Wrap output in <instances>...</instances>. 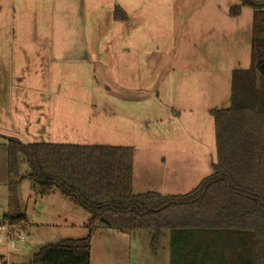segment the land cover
<instances>
[{
    "label": "rangeland",
    "instance_id": "rangeland-1",
    "mask_svg": "<svg viewBox=\"0 0 264 264\" xmlns=\"http://www.w3.org/2000/svg\"><path fill=\"white\" fill-rule=\"evenodd\" d=\"M112 1L117 0L104 4ZM118 1L134 10L130 22L138 44L125 58L130 63L119 57L123 46L106 43L113 36L105 9L94 15L97 24L88 36L105 39L93 48L100 55L85 63L75 47L66 62H54L51 48L39 41L52 34L49 17H37L27 2L25 12L0 4V223H6L4 213H24L31 224H16L25 239L16 248L2 242L0 264H29L45 245L85 238L89 218L58 192L40 198L29 181L18 180L28 170L22 156L18 173L9 174L7 138L130 147L135 195H186L212 174L209 112L229 107L231 72L249 67L252 10L240 0H129V6ZM236 6L239 13L231 16ZM72 28L81 27L74 22L69 33H77ZM169 236L163 233L153 254L148 232L97 225L90 263L170 264ZM187 241L201 253L214 244L212 255L221 257V264L244 257L230 255L224 237L210 243L195 233Z\"/></svg>",
    "mask_w": 264,
    "mask_h": 264
},
{
    "label": "trees",
    "instance_id": "trees-1",
    "mask_svg": "<svg viewBox=\"0 0 264 264\" xmlns=\"http://www.w3.org/2000/svg\"><path fill=\"white\" fill-rule=\"evenodd\" d=\"M252 10L249 67L230 77V104L209 112L214 126L212 174L190 193L165 196L132 192L133 150L130 147L76 144H23L7 138V171L18 173L22 156L27 180L40 198L58 192L88 216L87 236L41 247L29 264H91L90 240L97 225L122 233L146 231L155 254L164 232L170 236V264H221L189 246V236L208 242L227 238L230 264H264V4L240 0ZM240 6L231 9V16ZM115 18H121L115 12ZM13 230L23 215L4 220ZM211 243V242H210ZM203 250V249H202Z\"/></svg>",
    "mask_w": 264,
    "mask_h": 264
},
{
    "label": "crops",
    "instance_id": "crops-1",
    "mask_svg": "<svg viewBox=\"0 0 264 264\" xmlns=\"http://www.w3.org/2000/svg\"><path fill=\"white\" fill-rule=\"evenodd\" d=\"M105 1L106 0H0V4L2 6L4 5V7H8V9L13 12L16 9L25 12L27 2L37 17L38 15H46L49 17L52 34L47 36L48 38L42 37L39 41L41 43L40 46L45 44L51 48L50 56L54 62H66L69 56L73 57V54L75 53L73 48L75 47L80 48V54L78 55L80 58L84 59L85 63L91 62L92 58L100 55L99 52L93 50V48H99L105 39L103 40V38H101L96 42V40L90 39L88 36L90 37V33L95 30L92 26L97 24L94 22V15L105 9L111 14V22L108 29L109 32L112 31L111 36H113V39L106 40V43L109 45L117 44L123 46L119 57L130 63V60L125 58L127 54L130 53V47L138 44V40L135 38L132 24L130 22L132 20L130 17L131 12L134 10H128L123 4L118 3V0L112 1L107 6L104 4ZM125 5L129 6V0H125ZM116 11L121 18L116 19L114 17L113 14ZM73 14H76V17H71ZM89 16H93L92 20L89 19ZM74 22H76L81 28H75L74 30L72 28L71 30L77 33H69L71 32L70 26ZM130 27L132 29H130ZM35 39L37 40V38ZM21 215L25 217L26 228H28L31 224L24 213H21ZM2 216L3 220H5L8 215L4 213ZM11 244L12 247H17V242H11Z\"/></svg>",
    "mask_w": 264,
    "mask_h": 264
},
{
    "label": "built area",
    "instance_id": "built-area-1",
    "mask_svg": "<svg viewBox=\"0 0 264 264\" xmlns=\"http://www.w3.org/2000/svg\"><path fill=\"white\" fill-rule=\"evenodd\" d=\"M7 242H24L25 239L19 230H13L7 223H0V244Z\"/></svg>",
    "mask_w": 264,
    "mask_h": 264
}]
</instances>
